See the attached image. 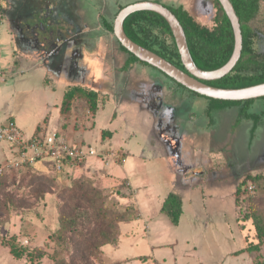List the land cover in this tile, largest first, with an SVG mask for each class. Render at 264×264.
<instances>
[{
	"label": "rangeland",
	"instance_id": "rangeland-1",
	"mask_svg": "<svg viewBox=\"0 0 264 264\" xmlns=\"http://www.w3.org/2000/svg\"><path fill=\"white\" fill-rule=\"evenodd\" d=\"M14 1L0 0V6L3 9L0 11L1 23L10 16V25H7V22H4L3 25L0 24V48L3 49L0 66L6 75L4 81L0 82V122L5 125L10 124L7 117L9 114L14 116L16 126L28 138L33 135L39 124L43 125L44 119L49 114L51 122L49 126L46 123L45 133L54 132V130H51L55 127L54 120L59 115V108L56 104H59L62 93L60 91L44 90V78L41 76L44 70L23 72L13 76L15 71L13 62L8 63L3 58L11 51V47L6 43L9 41L13 44L14 31L18 36L22 34L24 37L22 42L31 40L35 45L42 42L44 33H47V35L54 33L55 37L62 36V33L67 31L66 22L71 24L72 18L62 15L65 23L60 27V23L56 21L58 18L57 8L53 9L54 12H45L43 8L33 12L28 6L29 3L24 8L17 7L18 9L9 10L8 8L15 4ZM96 1L98 0H87V19L92 23L95 14L93 13V6L90 7V5ZM119 1L126 4L137 0ZM157 1L164 6L175 4L184 6L199 23L208 26L210 29L215 25L211 16L213 7L214 15L216 13L214 0ZM104 2L107 3V8L113 6L114 2L101 0L100 12L109 19L110 23L115 24L119 12L128 5L119 6L116 11H114L115 9L111 10V14L105 8ZM68 13L69 15L72 14L70 11ZM99 24L102 27L101 31L110 43L120 45L115 34L109 32L100 21H97L96 25L100 28ZM11 25L12 31L9 32L7 29ZM244 25L248 30L253 51L245 57L242 68L246 73L252 74L264 67V0H260L258 14ZM154 32L163 37L158 30ZM96 39L92 35L86 38V56L84 61L82 57L80 58V67L84 66V71L80 72L78 79L80 83L85 82L84 84H87L86 82L90 80V86H93L94 89L99 86L100 82L99 75L96 74L99 70V63L98 60L93 61L91 59L92 55L89 54L98 52L102 59L105 56L103 48L102 50L99 48L93 50V47H90L92 46L91 42ZM167 41L170 44L172 43L170 39H167ZM92 74L96 75L93 76ZM167 79L170 81H167V85H172L175 91L191 93L188 90L181 89L171 79ZM253 107L264 115V99L255 101ZM110 113V108L100 109L93 121L95 114L88 109V105L83 98L76 96L70 110H64L61 113L60 123L63 130L55 132H65L70 127L69 135L74 137V140H79L82 136L84 137L82 135L84 128L81 123L87 122L89 126V128H85L87 142L92 147L98 148V151H107L109 147L107 148L106 144L110 138L106 136V133L101 137V129L103 127L111 130L118 128L117 140L124 147L132 149L128 158L129 164H126L124 169L116 164L107 168L109 163L123 164V152L110 148L117 155L113 160H106L105 157H95L90 158L82 166L72 165L62 170L52 169L38 163L34 165L35 168L32 171L27 172L28 170L24 169L16 174V181L12 182L5 192L0 194V264H57L58 261L69 263L73 259L70 254L73 249L68 250L59 245L55 238L61 225V215L73 214L77 206H82L83 209H88L90 206L87 200H76L72 197L71 187L73 184L84 181H87V183L93 181L95 184L96 180H101L107 189L116 188L121 194H127L132 188L126 179L130 180L134 189L139 188L137 195L134 197V201L138 205L137 208L134 207L129 216L125 214L127 218L131 219L132 225H121V247L115 248L109 245L104 249V255L100 254L95 260L90 259V264H113L114 260L131 255L148 257L131 259L128 264H264V238L258 239L257 224L252 215L255 210L259 211L260 215H264V182H259L260 186L258 187L253 180H245L246 185L251 182L253 186H256V190L252 194L244 193L242 196L243 191L240 192L237 206L243 228L237 225L236 219H233L234 216L231 213L233 206L231 205L230 209L228 207L224 208L226 214L221 213V210H214L208 215L214 222H218L220 218L226 220L227 225H209L208 227H205V225H188L187 217L182 225H174L170 218L162 212L161 214H155L154 225H148V227L144 225V219L141 218L140 211L143 210L145 214L148 213L149 209L152 213L157 212L158 196L165 191V186L161 181L160 167L158 161L148 160L146 162L141 156L144 151L143 145L145 144L146 132L141 120L137 117H131L127 122L117 119L111 124L108 119ZM79 120L82 122H79ZM92 121L94 125H92ZM262 121L264 127V117ZM72 124L74 125L73 128L71 127ZM101 138L103 144L100 141ZM10 146L8 142L0 143V163L4 158L2 151L9 153ZM105 173L108 174L107 177H105ZM93 194L97 199V205L106 210L107 213L101 216L97 211L93 212L94 210H91V231L97 229L98 225H116L114 223L116 212L121 213L126 209L119 204L121 200L119 202L118 197L110 194V192L106 193L109 196L103 192L102 195L96 192ZM243 198H247L246 201H243ZM87 225H90L89 222ZM11 246L23 251L25 256L21 259L15 258L11 254ZM244 249H246L245 252L239 254ZM83 251L84 246L76 252L74 256V258L76 257V263L79 262ZM40 253H44L43 259L40 261L37 259L31 260L32 257H36Z\"/></svg>",
	"mask_w": 264,
	"mask_h": 264
},
{
	"label": "crops",
	"instance_id": "crops-1",
	"mask_svg": "<svg viewBox=\"0 0 264 264\" xmlns=\"http://www.w3.org/2000/svg\"><path fill=\"white\" fill-rule=\"evenodd\" d=\"M98 1L99 3H97ZM98 1L90 5V7L93 6V13L96 17L93 18L92 23L87 19V0H15V4H12V7L8 8L9 10L24 8L30 3L28 6L33 12L41 8L45 12H54L53 9L57 8L58 18L56 21L60 23V27L65 23L62 15L70 16L72 21L71 24L66 22L67 31L62 33V36L55 37L54 33L51 35L44 33L42 42L38 45H35L31 40L22 42L24 40L22 34L21 36L16 35L13 29V44L9 41L6 43L11 47L10 54L3 56L8 63L13 62L15 66L13 76L23 72L44 70L41 75L44 78V90L62 93L59 104H56L59 108V115L55 118V127L51 131L63 130L60 123L62 116L60 106L63 97L68 89L78 86L87 87L107 96V101L99 105L93 121L100 109L108 108L111 110L108 115L111 124L117 119L127 122L131 117L141 120L146 129L144 151L141 156L146 162L148 160L158 161L161 181L165 186L164 193L157 199V212L152 213L149 209L146 215L143 210L140 211L144 225H154L155 214L162 213V206L166 198L174 193L182 199L183 213L178 225H182L186 217L188 225H205V227L227 225L226 220L220 218L218 222H214L208 215L214 210H221V213L226 214L224 208L230 209L231 205L233 206L231 210L233 219H236L237 225L240 226L242 223L239 221L236 199L238 186L247 176L264 174L263 121L253 132V120L240 119V108L237 106L215 110L211 116H208L206 111L209 102L206 99L192 93L175 91L172 85H167L168 77L157 68L138 62L124 70L130 56L122 51L120 45L110 43L101 31V24H99L100 28L96 25L97 21L103 24L102 19L109 20L100 12L101 0ZM141 1L159 2L157 0H137L123 4L119 0H111V3L114 2L113 6L107 8L106 2H104V6L112 14L111 10L115 9L114 11H116L119 6ZM173 6L180 7L181 5ZM67 10L72 14L69 15ZM9 18L10 16L8 19H4L1 25L5 24L4 22L10 25ZM7 30L11 32L12 25ZM89 35L97 38L91 42L92 46L90 47H93V50L94 48L100 50L103 48L105 55L102 59L98 52L89 54L92 55L93 61L98 60L99 63V70L96 74L99 75L100 82L96 89L90 86V80L86 82L87 84L80 83L78 80L80 72L84 71V66L80 67V58L82 57L83 61L85 59L86 38ZM2 50L0 48V58H2ZM252 112L259 113L261 111L253 107ZM47 118L49 126L50 114L44 121ZM7 120L10 121V124L16 125L14 116L9 114ZM93 121L92 125H94ZM79 122L82 121L79 120ZM0 123L2 124V122ZM81 124L84 128L82 134L84 137L82 136L79 140H74L75 138L69 135L70 127L61 133L74 145L91 146L85 135V128H89V126L87 122ZM73 126L72 124L71 127L73 128ZM104 132L110 138L106 144V147H109L107 151L111 148L124 154L123 164L109 163L107 168L116 164L124 169V166L129 164L128 158L132 149L124 147L117 140L118 128L111 130L103 127L101 137ZM33 135L26 138L29 139ZM100 141L103 144L102 138ZM10 148L9 153L2 151L4 158L0 165L17 157V150L12 146ZM106 173L105 177L109 174ZM126 180L135 197L139 188L134 189L130 180ZM136 206L138 205L136 204ZM128 224L132 225V223ZM121 240L115 248L121 247ZM146 257L148 256L131 255L113 262L128 264L131 259Z\"/></svg>",
	"mask_w": 264,
	"mask_h": 264
},
{
	"label": "trees",
	"instance_id": "trees-1",
	"mask_svg": "<svg viewBox=\"0 0 264 264\" xmlns=\"http://www.w3.org/2000/svg\"><path fill=\"white\" fill-rule=\"evenodd\" d=\"M213 2L215 4L216 13L214 15L213 7V13L211 14V16L215 25L212 29L199 23L187 9L181 6H166L175 14V16L180 21L185 31L188 47L195 64L199 69L206 72H212L225 66L230 61L235 49V36L232 24L220 2L218 0H214ZM231 2L237 12L238 17L240 18V23L242 26L243 50L241 58L235 68L225 77L218 80L203 82L211 87L220 89H243L264 84V67L262 70H256L252 74L246 73V71H244L242 68L245 57H247V55H249L253 51L252 43L250 41V37L248 36V30L244 23L254 18L258 14L260 0H231ZM2 10L3 9L0 6V11ZM103 25L109 32L114 33V24L110 23L107 20H103ZM124 30L126 35L133 42L156 53L165 60L169 61L171 64L175 65L177 68L187 72L185 66L183 65L181 55L179 53L171 27L163 16L152 11H139L133 13L124 21ZM155 30H158L163 37H160V34L155 33ZM167 39H170L172 43H168ZM120 47L122 51L130 56L124 67V70L129 69L132 64L138 62L149 65L148 63L138 59L134 54L130 53L121 44ZM167 77L170 78L169 76ZM173 81L176 82L175 80ZM176 84L179 87L190 91L192 94L206 99L209 102V107L206 111L208 116H211L212 112H214L215 110H222L225 108L237 106L240 108V119L253 120V132L258 128L259 124H261L263 120L264 115H262L261 112L253 113L252 109L255 101L264 99V97L260 99H251L244 101L217 100L193 92L180 83L176 82ZM76 96H79L86 101L88 109L93 114L97 113L100 104L107 101V96L98 93L95 90L80 86L71 87L66 91L63 97L60 106L61 113H63L64 110H70L71 104L75 101ZM47 120L48 118L43 122V125H39L37 127L34 136L42 138L47 135V133H45L47 127L46 123H48ZM105 133L106 132H104L103 134ZM39 163L51 167L52 169L56 168V164L50 160ZM85 163L79 164L78 166H82ZM36 164L38 163L27 165L26 167L5 170L0 175V194L4 193L12 182L16 181V174H18L20 171H23L24 169L28 170L27 172H30L33 170V168H35L34 165ZM246 179L253 180L259 187L260 184L258 183L264 182V175H250L247 176ZM245 180L239 184L236 191L237 205L239 204V195L241 191H243V194H241L242 196L244 195V193L252 194L256 190V186H254V189L252 191H248ZM94 192L101 195L103 192L107 196L109 195L106 193L110 192V194L118 197L119 202L121 200V203H119L118 201L117 202L126 209L121 213L119 211L116 212L114 218V223L116 225H98L97 229L91 231V210H94L93 212L97 211L101 216H104L107 213L106 210L101 209L97 205V199L93 194ZM71 193L72 197L76 200H87L90 206L88 207V209H83L82 206H77L73 214L61 215V225L55 235V238L59 245L64 246L68 250L73 249V251L71 250L70 253L73 259H71L69 263L58 261L57 264H90V259L95 260L100 254L104 255V247L109 245L116 247L121 239V225L132 222L131 219L127 218V215L125 214H128L129 216L132 212V209L134 207L137 208L134 201L133 191L131 190L127 194H121L119 191H117L116 188L107 189L106 187H104L101 180H96L95 184L93 183V181H89L88 183L87 181L75 182L71 187ZM246 199H244L243 201H246ZM162 212L170 218L171 222L174 225H178L183 213L181 197L177 194L171 193L166 198L163 204ZM260 214L261 213L259 211L255 210L252 215L257 224V237L258 239H263L264 215ZM88 222L90 225H87ZM240 227L243 228V225H240ZM83 246V255L81 256L79 262L76 263V257L74 258V256L78 250L82 249ZM245 250L246 249L241 250L239 254L244 253ZM11 254L18 259H21L25 256L23 251L17 250L14 246H11ZM43 256L44 253H40L37 254L36 257H32L31 260L33 261L37 259L38 261H40L41 259H43ZM114 263L122 264L121 262H113V264Z\"/></svg>",
	"mask_w": 264,
	"mask_h": 264
},
{
	"label": "water",
	"instance_id": "water-1",
	"mask_svg": "<svg viewBox=\"0 0 264 264\" xmlns=\"http://www.w3.org/2000/svg\"><path fill=\"white\" fill-rule=\"evenodd\" d=\"M218 1L232 24L235 36V49L230 61L222 68L212 72L202 71L197 67L191 56L186 34L180 21L170 9L158 2L141 1L123 8L115 20L114 34L120 44L138 59L157 68L171 79L182 84L193 92L217 100L244 101L260 99L264 97V84L243 89H220L211 87L203 82L218 80L228 75L239 62L243 50V36L240 18L238 17L231 0ZM139 11H152L160 14L167 20L175 37L183 65L187 72L177 68L156 53L136 44L126 35L124 21L131 14Z\"/></svg>",
	"mask_w": 264,
	"mask_h": 264
},
{
	"label": "built area",
	"instance_id": "built-area-1",
	"mask_svg": "<svg viewBox=\"0 0 264 264\" xmlns=\"http://www.w3.org/2000/svg\"><path fill=\"white\" fill-rule=\"evenodd\" d=\"M4 77V70L0 66V82ZM2 142H8L14 147L17 150V157L0 165V175L7 169L26 167L47 160L53 161L56 168L62 170L65 167L85 163L90 158L105 157L106 160H113L117 156L111 150L98 151L91 146L74 145L65 135L57 132H51L42 138L33 135L27 139L13 124L0 123V143ZM246 187L248 191L254 189L251 182H248Z\"/></svg>",
	"mask_w": 264,
	"mask_h": 264
}]
</instances>
